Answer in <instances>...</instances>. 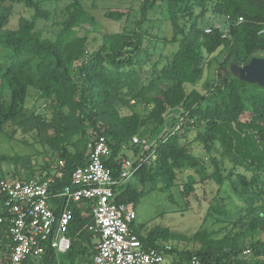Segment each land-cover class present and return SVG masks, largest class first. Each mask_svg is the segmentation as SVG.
Wrapping results in <instances>:
<instances>
[{
  "label": "trees",
  "instance_id": "1",
  "mask_svg": "<svg viewBox=\"0 0 264 264\" xmlns=\"http://www.w3.org/2000/svg\"><path fill=\"white\" fill-rule=\"evenodd\" d=\"M45 1L0 0V129L10 123L17 127L14 136L20 131L32 133L52 157L38 166L25 165V156L0 154V168L12 162L13 178H53L50 190L56 194L71 183L77 167L87 164L94 138L103 135L111 148L106 164L115 178L121 174L127 151L133 150L137 169L132 177L143 186L161 182L160 189L169 190L180 184L179 174L186 173L181 193L188 198L198 183L213 181L221 192L229 180L235 192L250 202L248 213L232 226L242 222L240 227L246 231L264 232V205L259 202L264 200V88L235 77L230 70L231 62L243 65L253 57H264V0H142L134 26L106 33L93 51L89 33L78 32L83 24L96 22L82 0L66 5L54 39L44 37L38 26L40 19L51 17ZM20 2L33 13L21 15L17 27L8 28L14 5ZM157 9L166 20L162 18L161 28L154 33L159 21L150 15ZM106 15L120 19L123 14L107 11ZM214 17L220 21L215 23ZM168 22L171 38L164 28ZM152 40L175 43L178 48L164 58L150 50ZM217 52L223 54L217 77L201 84L203 92L197 88L198 81ZM188 84L193 85L190 90ZM30 86L37 94L31 107L26 104ZM133 101L152 106L142 114L133 108ZM168 109L180 110L172 131L151 143L147 151L132 142L135 135L153 134ZM194 144L210 154L207 160L195 153ZM144 154H150V159L139 164ZM7 174L1 170L0 177ZM116 189L117 201L134 208L145 193L128 180ZM55 201L62 205L59 198ZM71 208L72 246L64 259L48 249L44 264H91L93 260L99 236L88 230L93 220L90 204L73 202ZM132 227L145 247L188 239L167 227L147 233L135 223ZM242 233L218 237L203 228L194 237L201 242L199 250L171 249L165 257L176 252L175 264H190L193 256L202 264H264V240L244 248L239 242ZM8 244L0 226V260L7 259Z\"/></svg>",
  "mask_w": 264,
  "mask_h": 264
},
{
  "label": "rangeland",
  "instance_id": "2",
  "mask_svg": "<svg viewBox=\"0 0 264 264\" xmlns=\"http://www.w3.org/2000/svg\"><path fill=\"white\" fill-rule=\"evenodd\" d=\"M72 0H47L43 6L50 10V19H40L38 26L43 32V36L47 38H55L61 25L60 23L65 18L64 9ZM142 0H82L86 9L91 12L96 22L93 25L83 24L78 32L79 35H84L88 32L89 48L91 51L98 48L101 43L103 35L109 32H121L126 29H130L134 26V21L140 18L138 13V7ZM107 11H113L123 14L120 19L108 17ZM33 10L26 6L23 2L16 3L14 5V12L10 18L8 28H16L18 20L21 15L30 16ZM150 18H157L158 24L154 26V33H157L161 28V21L166 20V17L162 16V12L156 11L152 13ZM164 18V20H162ZM215 23L219 20L218 17L213 18ZM153 20L150 22L152 23ZM166 33L171 38L172 27L170 23H166L164 26ZM150 44V50L155 52L158 56L162 54L164 58L170 56L177 50L178 44L175 43H163L161 41L152 40ZM223 54L217 52L212 55L210 67L206 66L198 81L197 88L203 92H206L202 87V83L209 81L213 82L217 77V69ZM188 89L192 88V84H188ZM197 85V84H196ZM29 94L26 104L33 106L37 102V94L33 87H29ZM133 108L142 114H145L152 104L146 102H132ZM180 114L179 109H168L165 113L163 123L158 126L156 131L151 135H146L150 145L158 138L163 137L167 133L173 130L174 122ZM16 126L8 123L5 125L4 130L0 129V154L8 155H21L26 157L25 165L30 163H36L38 166L50 159L51 151H47L45 147L35 142L32 133H23L20 131L14 136L13 132ZM17 128V127H16ZM184 129H182L183 132ZM197 127L190 131L189 140H192L196 134ZM51 133L53 130L50 131ZM143 132V131H142ZM31 136V137H30ZM25 138L28 141H25ZM195 153L206 160L209 157V153L202 147L194 144ZM128 157L135 159L136 156L133 150L127 151ZM15 169V164L12 162H4L0 168L5 173L8 172L9 178H12L11 172ZM244 171V167H239ZM27 170H25L26 173ZM10 172V173H9ZM28 174V173H26ZM251 174V172H247ZM29 176V175H27ZM179 183L169 190H161V182L152 186L147 184L145 186L136 182L134 177L128 179L130 183L136 184L140 190H145L144 195L136 205L137 218L135 220V227L144 233H147L152 228L167 227L171 231L187 236L188 239H172L174 242V249L179 251L195 252L201 247V242L194 239L195 234L205 228L208 232L213 233L215 236L221 237L227 234H234L243 232L240 237V245L244 248H250L253 241L258 239L264 240V232L262 231H246L242 229L239 222L236 227L232 226L233 221L239 220L241 215L248 213L250 202L247 203L241 198L233 189L230 181L222 186L221 192H218L219 186L213 181H205L196 185L195 191L190 197H185L181 193L183 187V181L186 180V173L179 174ZM33 178V177H32ZM264 184V183H263ZM264 205V200L259 201ZM50 205L53 208L57 207L55 200L50 201ZM211 209V210H210ZM96 242L98 239L95 240ZM248 258L252 257L251 253H246ZM59 257L64 259V253L59 252ZM178 255L176 252L168 253L164 262L161 264H175L174 260ZM190 263V259L184 260Z\"/></svg>",
  "mask_w": 264,
  "mask_h": 264
},
{
  "label": "built area",
  "instance_id": "3",
  "mask_svg": "<svg viewBox=\"0 0 264 264\" xmlns=\"http://www.w3.org/2000/svg\"><path fill=\"white\" fill-rule=\"evenodd\" d=\"M132 142L145 151L151 148L148 139L139 135L133 136ZM110 154L106 137L94 138L87 164L77 167L71 183L56 194L50 190L53 178L0 177V226L9 240L8 257L0 260V264H44L43 257L48 249L67 252L72 246L69 228L73 220V202L90 204L93 220L88 230L99 236L91 264L164 262L165 253L174 249V242L164 240L158 246L145 247L132 227L137 218L136 209L129 203L117 201L116 186L133 176L137 169L135 160L124 157L121 174L115 178L106 164ZM149 159L150 154L140 155L139 164ZM60 165H64L63 160ZM55 198L62 202V205L57 202L59 210L58 206L50 205ZM250 252V249L245 250V253ZM190 264H202V261L193 256Z\"/></svg>",
  "mask_w": 264,
  "mask_h": 264
},
{
  "label": "water",
  "instance_id": "4",
  "mask_svg": "<svg viewBox=\"0 0 264 264\" xmlns=\"http://www.w3.org/2000/svg\"><path fill=\"white\" fill-rule=\"evenodd\" d=\"M230 70L235 77L264 88V57H253L249 63L243 65L231 62Z\"/></svg>",
  "mask_w": 264,
  "mask_h": 264
},
{
  "label": "crops",
  "instance_id": "5",
  "mask_svg": "<svg viewBox=\"0 0 264 264\" xmlns=\"http://www.w3.org/2000/svg\"><path fill=\"white\" fill-rule=\"evenodd\" d=\"M57 206L59 207V206H60V204H58V203H57Z\"/></svg>",
  "mask_w": 264,
  "mask_h": 264
}]
</instances>
